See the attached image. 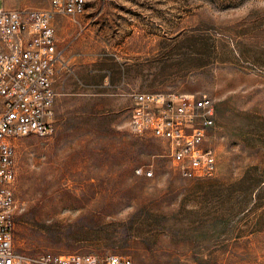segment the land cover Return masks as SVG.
<instances>
[{"label":"rangeland","instance_id":"374dc122","mask_svg":"<svg viewBox=\"0 0 264 264\" xmlns=\"http://www.w3.org/2000/svg\"><path fill=\"white\" fill-rule=\"evenodd\" d=\"M54 24L58 130L16 140L17 251L264 264V0H88ZM136 92L216 101L213 177L184 178L131 127Z\"/></svg>","mask_w":264,"mask_h":264},{"label":"built area","instance_id":"2783aa9c","mask_svg":"<svg viewBox=\"0 0 264 264\" xmlns=\"http://www.w3.org/2000/svg\"><path fill=\"white\" fill-rule=\"evenodd\" d=\"M87 4L50 0L48 9L0 6V264H132L118 254L44 252L29 257L17 251L14 241L16 140L57 132L55 82L64 60L54 17L82 15ZM131 127L167 140L184 178L216 174L217 104L211 96L136 92ZM137 172L153 174L142 168Z\"/></svg>","mask_w":264,"mask_h":264}]
</instances>
